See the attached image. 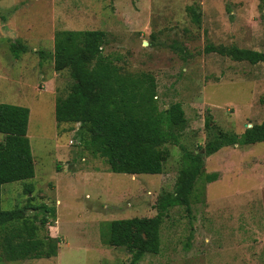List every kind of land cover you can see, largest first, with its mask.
<instances>
[{
    "label": "rangeland",
    "instance_id": "obj_1",
    "mask_svg": "<svg viewBox=\"0 0 264 264\" xmlns=\"http://www.w3.org/2000/svg\"><path fill=\"white\" fill-rule=\"evenodd\" d=\"M60 30L104 31L103 53L124 73L151 74L160 109L181 105L186 126L179 145H166L162 174L109 172L78 124H56L55 101L71 80L53 69ZM13 43L27 51L13 54ZM208 45L264 53V0H0V104L28 109L34 162L33 179L1 187L0 206L51 207L53 216L25 215L45 218L40 235L57 241L55 257L6 261L0 252V264H128L124 248L101 243L100 225L154 217L158 200L174 190L184 151L202 154L204 166L189 208L166 212L159 253L137 264H264V142L203 150L218 132L241 135L264 120V64L205 53ZM210 173L218 178L205 183Z\"/></svg>",
    "mask_w": 264,
    "mask_h": 264
},
{
    "label": "trees",
    "instance_id": "obj_2",
    "mask_svg": "<svg viewBox=\"0 0 264 264\" xmlns=\"http://www.w3.org/2000/svg\"><path fill=\"white\" fill-rule=\"evenodd\" d=\"M188 11L192 21L198 24L199 13L192 8ZM106 38L107 34L100 30L54 33L53 69L56 72L67 70L71 79L66 95L55 101L56 124H78L77 132L83 143L104 160L109 172L160 175L169 154L166 145H179L185 129L184 111L179 103L160 109L153 76L144 72L124 73L114 59L103 53ZM9 48L15 55L27 51V46L21 43H13ZM205 53H216L251 65L264 64V53L234 46L208 45ZM28 118L27 108L0 104V134L4 136L0 144V192L5 184L34 177L27 137ZM206 127L210 128L208 121ZM263 142L264 120L245 129L241 135L218 132L207 140L203 150L205 156H210L224 147ZM203 169L202 154L184 151L174 190L158 200L157 214L151 218L134 217L102 223L101 243L124 248L131 255L128 264H137L147 254L157 255L163 217L170 208H189ZM217 178V173L206 174L204 182L211 183ZM25 192H32L30 185L25 187ZM29 209H42L51 216L54 213L46 204L12 210H2L0 206V252L6 261L57 255V241L40 235L45 218H28L25 212Z\"/></svg>",
    "mask_w": 264,
    "mask_h": 264
}]
</instances>
